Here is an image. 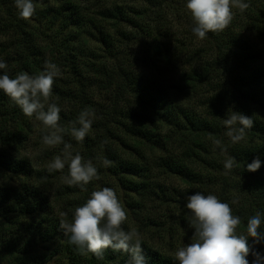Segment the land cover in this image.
Wrapping results in <instances>:
<instances>
[{"label":"trees","instance_id":"trees-1","mask_svg":"<svg viewBox=\"0 0 264 264\" xmlns=\"http://www.w3.org/2000/svg\"><path fill=\"white\" fill-rule=\"evenodd\" d=\"M246 2L224 31L201 40L184 0H34L29 20L18 16L13 0H0V57L10 78L39 74L45 60L59 66L53 84L59 123L70 129L81 110L95 113L82 144L70 133L64 140L97 165L98 181L113 178L135 195L128 204H174L181 228L193 229L186 198L210 192L241 217L243 231L248 217L264 211V0ZM231 109L254 122L237 144L224 135ZM42 127L0 92V264H127V254L111 249L103 258L79 251L60 228L67 220L56 213L51 189L73 214L98 181L87 191L69 187L61 179L67 166L49 174L48 160L34 164L24 156L35 134L39 149L61 153L63 144L53 151L43 144ZM212 138L229 145L241 168L224 174L226 156ZM257 156L261 167L248 171ZM103 159L111 165L102 167ZM161 174L178 176L187 190L170 189ZM177 228L172 238L183 235ZM142 247L149 264H178L145 240Z\"/></svg>","mask_w":264,"mask_h":264},{"label":"clouds","instance_id":"clouds-1","mask_svg":"<svg viewBox=\"0 0 264 264\" xmlns=\"http://www.w3.org/2000/svg\"><path fill=\"white\" fill-rule=\"evenodd\" d=\"M18 16L29 20L37 12L34 0H13ZM185 8L190 12L192 33L203 40L208 33L224 31L233 21L236 9L244 12L248 8L246 0H184ZM59 66L49 60L44 61L43 71L39 74L20 72L14 77L8 74V63L0 57V92H3L23 114L42 124V142L49 149L63 144L61 153L46 166L51 174L63 173L67 166V175H62V183L69 187L87 191V185L101 179L97 165L84 159L79 152L74 153L72 145L65 142L66 134L77 143H83L89 135L95 113L83 109L72 122L70 129L64 128L61 120V107L53 99L55 78L61 75ZM253 119L242 112L228 110L223 125L224 135L231 144L245 139L246 133L253 127ZM214 150L224 154V174L241 168L236 158L228 155V147L220 138H212ZM102 167L111 162L103 159ZM262 161L257 156L246 164L248 171L255 172ZM233 204L236 203L234 200ZM188 210L187 224L194 229L192 242L177 247L173 258L178 264H264V211H257L246 220L243 231L240 230L241 217L233 213L232 207L213 193L195 191L186 198ZM128 216L116 191L111 187H102L92 191L86 202L77 207L71 221H61L60 228L71 244L81 252H89L97 258H103L106 250L125 253L127 264H149L142 242L144 238L132 228L125 230L123 225ZM251 238V239H250ZM251 256V261H249Z\"/></svg>","mask_w":264,"mask_h":264},{"label":"rangeland","instance_id":"rangeland-1","mask_svg":"<svg viewBox=\"0 0 264 264\" xmlns=\"http://www.w3.org/2000/svg\"><path fill=\"white\" fill-rule=\"evenodd\" d=\"M137 69L142 70L140 65L137 66ZM37 138V134H35L29 147L23 149V155L30 158L34 164H39L42 159L48 160L47 162L49 163L52 160L51 158L55 157V154L54 152L49 153V151H42L39 149V145L34 143ZM50 150L53 151L54 149L52 148ZM46 155H48L49 158H46ZM125 156L128 157L129 152H126ZM160 181L166 184V186L170 189L177 188L181 191H185L188 188V186L178 176L171 174H161ZM105 186L111 187L116 191L121 204L127 212L128 219L123 225L126 231L132 228L137 229L145 241L157 246L159 249L171 255H174L177 247L192 242L194 229L185 227L181 228L180 218L178 219L180 211L178 206L175 208L173 207L174 204L173 206H168L164 204L161 205L158 203H151L148 208H145L140 205H130L128 202H133L132 197H135V195L118 185L115 179L102 177V181H98V189ZM58 188L61 189L62 186ZM50 196L53 199L56 197V200H53L56 213L70 222L71 220L68 217H70L69 214L72 213L68 210V205L66 203L58 201L57 196L59 197V191H57L55 187L51 189ZM184 212H186V209H184ZM176 227L179 228L177 231L183 235H179V237H175V239L172 238V235ZM185 237L189 238L190 241H188Z\"/></svg>","mask_w":264,"mask_h":264}]
</instances>
